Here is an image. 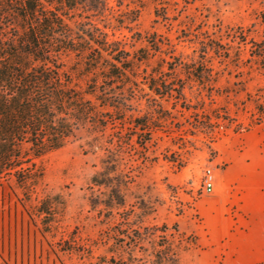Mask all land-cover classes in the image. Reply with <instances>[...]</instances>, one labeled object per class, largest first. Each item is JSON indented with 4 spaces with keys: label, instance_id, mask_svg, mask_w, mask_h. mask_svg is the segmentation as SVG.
<instances>
[{
    "label": "rangeland",
    "instance_id": "rangeland-1",
    "mask_svg": "<svg viewBox=\"0 0 264 264\" xmlns=\"http://www.w3.org/2000/svg\"><path fill=\"white\" fill-rule=\"evenodd\" d=\"M112 5L107 19L91 18L110 39L132 54L150 48V42L161 46V52L152 48L150 61L140 68L141 90L120 125L123 135L131 127L130 115L147 116L154 125L146 149L135 144L121 151L125 206L113 212L92 206L93 195L107 192L91 185L104 152L90 151L86 143L91 139L81 133L79 140L37 161L44 178L32 204L60 203L57 217L47 220L53 221L50 226L44 216L31 214L18 190L0 187V264H108L115 228L146 226H166L171 238L185 239L182 264H226L224 254L218 256L223 245L213 244L210 228L216 219L206 202L215 194L216 173L228 165L227 155L242 151L243 135L264 123L257 125L255 109L264 75L222 72L210 93L184 71L166 74L176 77V87L184 86L181 100L160 97L144 84L162 59L194 64L205 41L226 42L222 35L239 28L258 30L264 0H124L121 7ZM135 15L136 21L128 20ZM80 20L73 17L70 24ZM214 65L221 68L217 61ZM209 173L212 193L204 189Z\"/></svg>",
    "mask_w": 264,
    "mask_h": 264
},
{
    "label": "trees",
    "instance_id": "trees-1",
    "mask_svg": "<svg viewBox=\"0 0 264 264\" xmlns=\"http://www.w3.org/2000/svg\"><path fill=\"white\" fill-rule=\"evenodd\" d=\"M123 1L0 0V187L18 190L31 214L46 221L57 217L60 203L44 199L32 204L44 178L38 160L85 133L91 139L86 143L90 151L104 152L91 185L107 192L93 195L91 204L113 212L125 206L119 173L123 147L137 144L146 149L152 140L154 125L147 116L130 115L129 132L119 131L132 112L130 102L141 90L140 68L147 66L152 48L161 52V46L150 42V48L132 54L91 19H107L112 3L121 7ZM73 17L81 18L74 26ZM257 24L258 30L252 26L222 35L226 42L205 41L194 64L176 57H170L171 62L162 59L144 85L160 97L181 100L184 86L176 87V77L166 74L184 71L210 93L222 72L256 70L264 75V10ZM256 96L259 125L264 120V89ZM167 230L166 226L115 228L109 237L108 264H182L185 239L180 236L176 241Z\"/></svg>",
    "mask_w": 264,
    "mask_h": 264
},
{
    "label": "crops",
    "instance_id": "crops-1",
    "mask_svg": "<svg viewBox=\"0 0 264 264\" xmlns=\"http://www.w3.org/2000/svg\"><path fill=\"white\" fill-rule=\"evenodd\" d=\"M243 136V150L230 152L216 173L206 202L216 219L210 231L226 264H264V123Z\"/></svg>",
    "mask_w": 264,
    "mask_h": 264
},
{
    "label": "built area",
    "instance_id": "built-area-1",
    "mask_svg": "<svg viewBox=\"0 0 264 264\" xmlns=\"http://www.w3.org/2000/svg\"><path fill=\"white\" fill-rule=\"evenodd\" d=\"M204 189L208 193H212L214 191V177L210 173L206 176Z\"/></svg>",
    "mask_w": 264,
    "mask_h": 264
}]
</instances>
